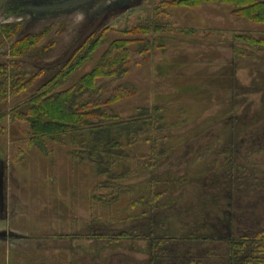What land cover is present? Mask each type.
<instances>
[{"label": "rangeland", "instance_id": "1", "mask_svg": "<svg viewBox=\"0 0 264 264\" xmlns=\"http://www.w3.org/2000/svg\"><path fill=\"white\" fill-rule=\"evenodd\" d=\"M255 1L264 2L6 0L0 10V28L2 24H14L17 33L11 41H5L2 50L27 35L41 36L35 54L47 45L50 47L35 56L40 59H24L26 71L37 73L41 69V73L30 86L1 101L0 111L8 112L27 100L50 80L52 68L63 63L91 33L104 31L106 38L59 88L61 91L91 71L111 41L138 39L140 25L147 19H158L167 30L162 32L167 37L163 47L156 50L149 47L150 52L143 55L136 53L137 44H129L132 56L127 72L119 79L112 76L107 80L103 95L110 96L112 111L123 118L138 108L162 103L169 107V118H174L181 107L189 113L181 116L182 124L177 125L179 129L174 133L188 132L195 126L208 127L161 168L183 175L195 166L192 158L197 146L205 145L220 132L222 123H213L212 119L227 106L230 96L245 97L252 113L264 110V63L250 54H235L232 49L233 33L264 34V23H255L253 13L241 7ZM180 29L195 30L196 34L181 37L177 33ZM43 30L47 33L43 34ZM2 50L0 62H8ZM256 54L264 59L260 53ZM233 62L235 66L231 65ZM205 87L211 90L208 100L204 91L200 92ZM244 107L240 105L236 114L242 113ZM28 130L21 115L16 120L7 115L0 120V264H149L142 250L146 247L143 238L131 246L130 241L104 245L89 236L90 232L104 229L109 211L122 217L128 196H122L113 205L114 211L113 208L102 211L90 199L98 182L94 169L88 163L74 162L69 140L30 143ZM216 155L208 159H217L213 173H208L202 184L185 186L177 207L166 212V218L179 228L181 222L192 219L191 208L197 207L202 199L219 197L221 203L231 200V210H226L223 218L209 211L205 213L213 241L208 246L202 243L187 248L194 258L204 259L207 264L210 262L205 254L219 251L223 247L220 239L251 237L264 230V118L239 137L234 150V166L252 174L246 185L227 190L220 182L226 173V158ZM216 167L221 169L214 174ZM120 226L124 225L120 223L115 228ZM187 250L182 249V253Z\"/></svg>", "mask_w": 264, "mask_h": 264}, {"label": "trees", "instance_id": "2", "mask_svg": "<svg viewBox=\"0 0 264 264\" xmlns=\"http://www.w3.org/2000/svg\"><path fill=\"white\" fill-rule=\"evenodd\" d=\"M241 7L253 13L255 23H264V2L255 1ZM2 25L1 50L5 41H11L17 33L16 25ZM139 29L138 39L111 41L91 71L61 91L59 88L68 82L106 38L104 31L91 33L63 63L52 68L54 70L48 82L39 86L22 104H16L8 112L0 111V120L6 115L13 120L23 116L29 126L27 138L30 143L67 138L73 148L70 154L74 162L77 165L88 163L94 169L98 182L90 199L100 205L102 211L112 208L114 211L113 205L122 196H128V206L121 212L122 217L115 216L117 213L112 214L111 211L106 213L110 214L108 224L98 233L90 232L92 239H98L104 245L130 241V245L134 246L135 241L143 238L146 247L142 250L148 256L149 264H207L204 259L194 258L188 250L191 245L198 247L204 243L208 246L213 241L205 213L209 211L223 218L224 212L231 210V200L225 199V203H221L219 197L202 199L197 207L191 208L192 219L181 222L179 228H175L173 221L166 218V212L177 207L185 186L202 184L206 175L213 173L211 171L217 166V159H208L216 154L226 158V173L220 182L227 190L247 184L252 174L234 166V150L239 137L264 118V110L252 113L245 97L230 96L226 100L227 106L212 119L213 123H222V128L208 143L197 146L192 158L196 162L193 170L183 175L166 168L161 170L169 158L186 147L191 138H198L208 127L195 126L188 132L174 133L179 129L177 125L182 124L181 116H188L189 113L182 111L181 107L172 116L174 118H169V107L162 103L138 108L126 118L112 111V100L110 96L103 95L104 87L112 76L119 79L127 72L132 56L128 45L137 44L136 53L146 55L150 52L149 47L160 49L167 39L162 33L167 31L165 25L158 19L145 20ZM42 33H47V30ZM149 33L152 34L148 36ZM177 33L186 37L194 36L196 31L180 29ZM40 37L27 35L2 50L8 62H0V102L30 86L40 75L41 69L37 73H30L24 67V59H40L35 56L42 55L50 47L47 45L35 54L34 48ZM232 40L235 42L232 47L235 54H250L259 63H264V59L256 54L264 57V34L233 33ZM231 65L235 66V63ZM201 91L206 95L204 98L210 99V89L205 87ZM242 104L244 110L236 114ZM220 169L216 167L214 174ZM144 219L146 221H141ZM120 223L124 226L115 228ZM219 242L223 245L219 251L211 250L205 254L210 264H264V230L251 237L240 235L223 238ZM182 249H186L187 253L183 254Z\"/></svg>", "mask_w": 264, "mask_h": 264}, {"label": "water", "instance_id": "3", "mask_svg": "<svg viewBox=\"0 0 264 264\" xmlns=\"http://www.w3.org/2000/svg\"><path fill=\"white\" fill-rule=\"evenodd\" d=\"M6 2V0H0V10L3 7L4 3Z\"/></svg>", "mask_w": 264, "mask_h": 264}, {"label": "flooded vegetation", "instance_id": "4", "mask_svg": "<svg viewBox=\"0 0 264 264\" xmlns=\"http://www.w3.org/2000/svg\"><path fill=\"white\" fill-rule=\"evenodd\" d=\"M5 3H6V2H5ZM5 3H4V5H5ZM4 5H3V6H4ZM2 8H3V7H2ZM2 8H1V9H2Z\"/></svg>", "mask_w": 264, "mask_h": 264}]
</instances>
